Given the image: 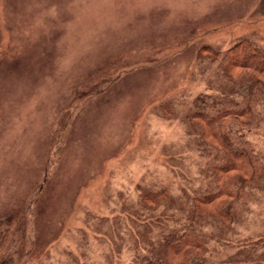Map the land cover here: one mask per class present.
<instances>
[{"label":"rangeland","instance_id":"1","mask_svg":"<svg viewBox=\"0 0 264 264\" xmlns=\"http://www.w3.org/2000/svg\"><path fill=\"white\" fill-rule=\"evenodd\" d=\"M244 38L264 47V0H0V264H132L173 227L204 178L185 115L218 87L199 53ZM154 183L173 203L144 212ZM261 185L204 225L209 264H264Z\"/></svg>","mask_w":264,"mask_h":264},{"label":"trees","instance_id":"2","mask_svg":"<svg viewBox=\"0 0 264 264\" xmlns=\"http://www.w3.org/2000/svg\"><path fill=\"white\" fill-rule=\"evenodd\" d=\"M211 58L217 66L204 68L203 75L212 72L218 87L210 86L211 94L198 96L185 115L188 135L204 162L203 184L185 196L177 214L162 216L173 227L158 222L155 235L145 226L146 236L135 245L132 264H209L204 225L230 229L264 182V150L256 140L264 137V47L248 38L224 52L205 46L198 60ZM140 201L148 213L173 203L158 183L143 192ZM138 217L132 216L140 223Z\"/></svg>","mask_w":264,"mask_h":264}]
</instances>
